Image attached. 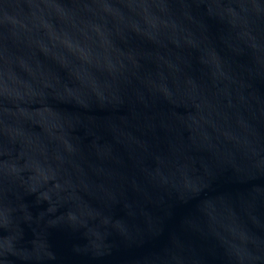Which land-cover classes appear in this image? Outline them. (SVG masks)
Wrapping results in <instances>:
<instances>
[{
  "label": "water",
  "instance_id": "95a60500",
  "mask_svg": "<svg viewBox=\"0 0 264 264\" xmlns=\"http://www.w3.org/2000/svg\"><path fill=\"white\" fill-rule=\"evenodd\" d=\"M0 264H264V0H0Z\"/></svg>",
  "mask_w": 264,
  "mask_h": 264
}]
</instances>
